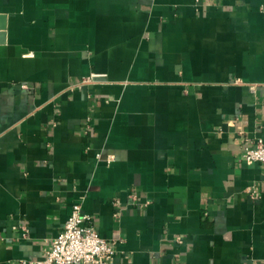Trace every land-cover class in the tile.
<instances>
[{
  "label": "crops",
  "instance_id": "obj_1",
  "mask_svg": "<svg viewBox=\"0 0 264 264\" xmlns=\"http://www.w3.org/2000/svg\"><path fill=\"white\" fill-rule=\"evenodd\" d=\"M0 15V264L42 260L75 203L107 264H264V166L240 159L264 140V0Z\"/></svg>",
  "mask_w": 264,
  "mask_h": 264
},
{
  "label": "built area",
  "instance_id": "obj_2",
  "mask_svg": "<svg viewBox=\"0 0 264 264\" xmlns=\"http://www.w3.org/2000/svg\"><path fill=\"white\" fill-rule=\"evenodd\" d=\"M240 159L264 166V140L245 142ZM247 192L251 197L256 194L251 186ZM90 221V215L83 212L80 203L73 204L61 231L49 241L44 258L33 264H107L112 246L99 236Z\"/></svg>",
  "mask_w": 264,
  "mask_h": 264
},
{
  "label": "water",
  "instance_id": "obj_3",
  "mask_svg": "<svg viewBox=\"0 0 264 264\" xmlns=\"http://www.w3.org/2000/svg\"><path fill=\"white\" fill-rule=\"evenodd\" d=\"M4 15H0V30L4 29ZM4 41V33L0 31V42Z\"/></svg>",
  "mask_w": 264,
  "mask_h": 264
}]
</instances>
